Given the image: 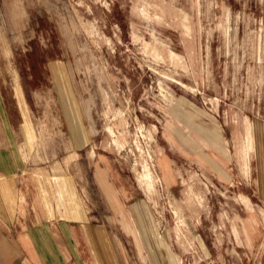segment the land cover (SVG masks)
<instances>
[{
	"label": "rangeland",
	"instance_id": "374dc122",
	"mask_svg": "<svg viewBox=\"0 0 264 264\" xmlns=\"http://www.w3.org/2000/svg\"><path fill=\"white\" fill-rule=\"evenodd\" d=\"M0 67L31 199L76 204L70 264H110L101 234L146 264L121 209L153 264H264V0H0Z\"/></svg>",
	"mask_w": 264,
	"mask_h": 264
},
{
	"label": "crops",
	"instance_id": "0c3cea01",
	"mask_svg": "<svg viewBox=\"0 0 264 264\" xmlns=\"http://www.w3.org/2000/svg\"><path fill=\"white\" fill-rule=\"evenodd\" d=\"M3 73L5 72L0 67V251H4L0 254V264H70L74 231L71 223H68L69 220L64 219L71 215V209L73 206L76 207V204H70L64 215L55 218L56 222H48L47 218L52 216L51 212L47 213L41 200L31 199L26 188L29 184L23 176L29 167L23 139L27 123L24 117L19 119L14 114L7 99L8 90L10 88L14 90L12 92L15 93L13 95L21 108L19 111L22 116L24 114L22 109L26 105L25 99L22 98L18 86L14 88V85L10 84L9 88L6 87L1 76ZM76 166L77 170L73 167L71 170L84 185L86 175L81 163H77ZM48 174L49 171L44 166L35 165L33 174L35 178H45ZM106 176L101 170L97 172L96 182L99 190L109 207L114 210L120 209L117 207L116 192ZM121 216L122 228L132 236L143 262L153 264L150 254L143 252L146 243L152 244L149 241L147 227L137 222L132 210L121 209ZM99 239L109 257L111 256L110 264H117L113 259L115 252L111 237L101 234ZM113 239L122 247L121 240L116 234H113ZM162 250L164 252V249Z\"/></svg>",
	"mask_w": 264,
	"mask_h": 264
},
{
	"label": "bare ground",
	"instance_id": "6f19581e",
	"mask_svg": "<svg viewBox=\"0 0 264 264\" xmlns=\"http://www.w3.org/2000/svg\"><path fill=\"white\" fill-rule=\"evenodd\" d=\"M146 168V167H145ZM144 171V170H143ZM142 173V172H141ZM142 176H143V174H142ZM141 177V176H140ZM141 179V178H140ZM139 179V180H140ZM155 181V179H154V177H153V175H152V173L150 172V169H147V171L144 173V176H143V178L141 179V183H142V185L143 184H146L147 186H150L151 185V182H154ZM139 182V181H138ZM138 233V232H137ZM141 240V239H140Z\"/></svg>",
	"mask_w": 264,
	"mask_h": 264
}]
</instances>
